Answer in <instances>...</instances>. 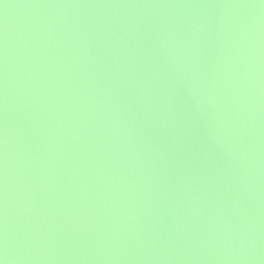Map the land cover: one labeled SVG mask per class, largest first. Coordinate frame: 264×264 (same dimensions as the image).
<instances>
[{"label": "water", "instance_id": "1", "mask_svg": "<svg viewBox=\"0 0 264 264\" xmlns=\"http://www.w3.org/2000/svg\"><path fill=\"white\" fill-rule=\"evenodd\" d=\"M4 264H264V0H0Z\"/></svg>", "mask_w": 264, "mask_h": 264}, {"label": "snow or ice", "instance_id": "2", "mask_svg": "<svg viewBox=\"0 0 264 264\" xmlns=\"http://www.w3.org/2000/svg\"><path fill=\"white\" fill-rule=\"evenodd\" d=\"M0 264H4L3 260H0Z\"/></svg>", "mask_w": 264, "mask_h": 264}]
</instances>
